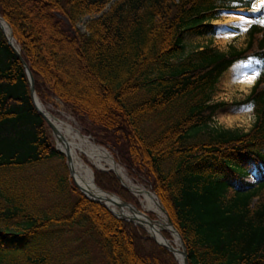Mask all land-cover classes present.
<instances>
[{"label":"trees","instance_id":"16d2710c","mask_svg":"<svg viewBox=\"0 0 264 264\" xmlns=\"http://www.w3.org/2000/svg\"><path fill=\"white\" fill-rule=\"evenodd\" d=\"M252 2L0 0L38 102L58 101L80 133L148 184L188 264H264V13L241 48L184 43L211 35L219 12ZM247 60L259 65L236 105L251 107L249 129L211 125L226 105L211 100L216 83ZM91 170L98 189L138 207L112 172ZM0 264H178L142 227L69 183L1 33Z\"/></svg>","mask_w":264,"mask_h":264},{"label":"rangeland","instance_id":"374dc122","mask_svg":"<svg viewBox=\"0 0 264 264\" xmlns=\"http://www.w3.org/2000/svg\"><path fill=\"white\" fill-rule=\"evenodd\" d=\"M261 5L262 6L264 5V0H260L259 8H261ZM252 7L253 5L251 3L248 10L238 8L234 10L219 12V14H217L216 16V19L210 21V24L213 26V33L211 35H205V36H186L184 37V43H185L186 49L200 48V47L208 45V46L214 47L215 49L219 51L225 52L227 51L229 46H232L234 48L243 47L244 42H245L244 31L249 26V24L253 22V20L255 19V16H253V18L250 20L248 24H246V26H242L239 20L241 19V16H244L247 12H249L250 9H252ZM263 12H264V7H263ZM86 20H88L87 17H85L82 20V23H84ZM82 23L78 26L79 29H82ZM221 29H228L232 31L234 35L230 38H223L222 35L220 34ZM258 65L259 63L254 60L237 62L233 64L232 66H230L221 75V77L219 78L218 82L215 85L214 92L211 96V100L221 101V102H224L226 105L223 108L215 111L211 119V125L215 127H220V128H225V129H236L240 131H246L249 129L253 121V114L251 111V107L248 105L237 106L236 103H239L240 101H242L245 98V96L248 94L250 87L255 81V76H256ZM250 75L253 76V81H252L253 83L251 85L243 84L242 80ZM43 107L54 118H57V119L59 118L61 120L68 122L69 125L74 127V129L78 131L80 135L85 137L92 144L104 149L107 153L109 152L104 147L95 144L89 136L83 135L82 133H80V129L78 128L77 124L74 122L71 116L65 112L62 105L58 101L56 100L54 101V106L46 105ZM47 133L49 135V140L51 144L55 146L53 136L51 135L48 129H47ZM108 155L111 157V160L114 163V165L118 167L119 173H115L111 168L107 167L106 165H104L103 170H106V171L111 170L118 177V179L126 187L127 191L130 193V195L135 199L138 207H136L132 202L125 201L120 198L121 200L129 203L131 206L138 209L139 211H143L144 209L142 206L144 203L143 204L141 203V198L137 197V195L135 196V190L136 191L142 190V191H145L153 195V197L157 200L159 206H161L155 194L149 189L148 184L143 182L142 178L140 177L132 178L129 175H127V173L125 172V169L117 161H115V159L110 154V152L108 153ZM81 158L84 161V163H87L88 165H90L89 162L83 156ZM43 169H44L43 167L39 168L38 173L40 174L43 171ZM252 179H253V176L250 175V177L247 180H252ZM68 180H69V183L73 185V183L71 182L72 178L70 179V177H68ZM144 212L145 214H147L149 219H154L155 221L158 220L156 214L153 211L145 210ZM149 214H152V215L149 216Z\"/></svg>","mask_w":264,"mask_h":264},{"label":"bare ground","instance_id":"6f19581e","mask_svg":"<svg viewBox=\"0 0 264 264\" xmlns=\"http://www.w3.org/2000/svg\"><path fill=\"white\" fill-rule=\"evenodd\" d=\"M259 4L260 0H254L252 3V9H250V11L244 16H241L239 22H241L242 26H246L253 16H255ZM0 27L6 37H9L8 29L1 20ZM220 34L223 38H230L234 35V33L228 29H221ZM11 42L16 48L15 43H13V41ZM252 81L253 76L251 75L242 80L245 85H251L253 83ZM37 107L46 120L55 127L56 133L53 136L54 147L62 154H67L69 158L68 167L71 170V178L79 190L88 198H94L104 204L114 215L130 219L135 224L142 226L156 241L170 244L178 264H184L179 238L174 229L167 223L166 216L153 195L142 190H135V196L137 195V197L141 198V203H144L142 206L144 209L143 211H135L134 207L131 205L119 206L118 198L102 193L96 188L92 181L91 167L96 170H103L104 165H106L115 173H119L118 167L114 165L111 157L108 155L109 152L107 153L104 149L92 144L85 137L80 135L74 127L69 125L68 122L59 118H54L43 106L37 104ZM82 156L90 165L84 163L81 158ZM145 210H151L156 214L158 220L153 222V226H149V221L145 217ZM162 230L169 233L170 239L164 240L162 238Z\"/></svg>","mask_w":264,"mask_h":264},{"label":"water","instance_id":"95a60500","mask_svg":"<svg viewBox=\"0 0 264 264\" xmlns=\"http://www.w3.org/2000/svg\"><path fill=\"white\" fill-rule=\"evenodd\" d=\"M258 16V14H256V17ZM0 20L5 24V26H6V28L8 29V32H9V37H6V35L4 34V32H3V30H2V28L0 27V33H1V35L3 36V38L5 39V42H6V44L8 45V47L10 48V50L14 53V55H15V57L17 58V60L20 62V64H21V66L23 67V69H24V72H25V75H26V80H27V85H28V89H29V96H30V100H31V103H32V105H33V108L35 109V111L37 112V114L42 118V120L44 121V123H45V125H46V127L48 128V130L50 131V133H51V135L52 136H54L55 135V133H56V130H55V127L49 122V121H47L46 120V118L41 114V112L39 111V109H38V107H37V104H39V105H41L39 102H38V100H37V98L35 97V95H34V90H33V81H32V78H31V75H30V73H29V71L27 70V68H26V66H25V64H24V62L22 61V59L20 58V56H19V49H18V47L16 46V48L12 45V42L11 41H13V38H12V35H11V31H10V28H9V26L3 21V19L0 17ZM13 43H14V41H13ZM56 151H57V149H55ZM58 153H60L63 157H64V159H65V166H66V169H67V172H68V176L71 178V170L69 169V167H68V162H69V158H68V156H67V154L65 155V154H62L61 152H59V151H57ZM98 170H102V169H98ZM109 171H111V170H109ZM72 181V180H71ZM72 183H73V186L79 191V193L84 197V198H87V199H89V200H92V201H95V202H97V203H99V204H101V205H103L113 216H115L116 218H120V219H124V220H128V221H131V222H133L132 220H130V219H127V218H123V217H121V216H116V215H114L104 204H102L101 202H99L98 200H96V199H94V198H88L87 196H85L80 190H79V188L76 186V184L72 181ZM97 188V187H96ZM98 189V188H97ZM99 190V189H98ZM101 191V190H100ZM102 193H104V194H106V195H108V196H111V197H115V198H117L116 196H114V195H112V194H109V193H106V192H103V191H101ZM118 200H119V203H118V205L119 206H125V205H127V206H129L130 204L129 203H127V202H125V201H123V200H121L120 198H118ZM160 208H161V210L164 212V210H163V208L160 206ZM135 209V211H139L138 209H136V208H134ZM145 217H146V219L149 221V226H153V222H155V220L154 219H149L148 218V216H147V214H145ZM166 219H167V223L174 229V231H175V233L177 234V236H178V238H179V241H180V246H181V253H182V256H183V263L184 264H188L187 263V258H186V251H185V247H184V243H183V241H182V239L180 238V235L178 234V232H177V230L173 227V225L171 224V222H170V220L168 219V217H166ZM134 223V222H133ZM135 224V223H134ZM142 227V226H141ZM143 228V227H142ZM145 230V229H144ZM146 231V230H145ZM147 232V231H146ZM152 239H153V241L155 242V243H157V244H159V245H162L163 247H165L169 252H171L172 253V255L174 256V254H173V250H172V247H171V245L170 244H166V243H164V242H159V241H156L151 235H149ZM162 236V235H161ZM162 238L164 239V240H167V239H165L163 236H162ZM174 258H175V256H174ZM176 259V258H175Z\"/></svg>","mask_w":264,"mask_h":264},{"label":"snow or ice","instance_id":"6c2138e0","mask_svg":"<svg viewBox=\"0 0 264 264\" xmlns=\"http://www.w3.org/2000/svg\"><path fill=\"white\" fill-rule=\"evenodd\" d=\"M262 22H264V21H262Z\"/></svg>","mask_w":264,"mask_h":264}]
</instances>
